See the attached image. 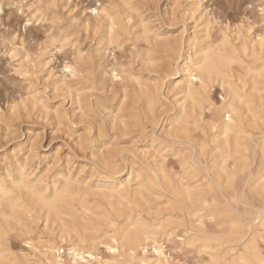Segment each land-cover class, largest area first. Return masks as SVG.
Masks as SVG:
<instances>
[{
	"label": "rangeland",
	"instance_id": "374dc122",
	"mask_svg": "<svg viewBox=\"0 0 264 264\" xmlns=\"http://www.w3.org/2000/svg\"><path fill=\"white\" fill-rule=\"evenodd\" d=\"M122 2L132 9L129 17L123 14ZM102 7L108 16L121 21L115 44H106L108 17H96L93 11ZM261 8L264 0H1L0 181L6 180L7 174L16 178L18 166L31 179H40L44 187L59 186L62 178L70 177L80 189L76 191V213L93 221L110 208L96 194L97 189L124 185L127 180L134 188L138 180L149 190L153 212L170 216L171 194L151 189L146 179L154 178L153 171L163 159L173 172L182 174L180 158L187 156L183 146L169 145L161 136L179 120L181 96L176 88L188 79L185 68L192 44L202 41L206 32L214 42L226 35L236 47L243 41H257L264 37ZM141 26L152 39L180 42V57L167 54L154 43L148 48L139 40ZM61 39L65 42L62 48L53 43ZM89 58L106 68V88L92 87L84 78ZM66 66L75 73L66 72ZM111 69L121 79L110 81ZM138 83L160 89L150 122L141 112L133 114L128 106H122L123 95L130 97L123 91L136 89ZM262 86L260 92L264 93V83ZM221 93L217 84L210 88L214 102L221 101ZM77 94H81L80 101ZM211 115L206 105L200 122L204 131ZM192 135L198 138L202 132ZM262 138L264 135L255 134L250 144L255 147ZM107 153L116 158L119 170L112 185L99 181L105 173L96 162ZM256 168L253 163L250 171ZM195 180L186 178L183 183ZM83 192L88 194L83 196ZM128 201V207H136L134 195ZM109 202L118 210L116 201ZM28 209L22 227L9 233V248L17 264H22L24 256L39 264L43 244L59 235L57 225L46 221L42 212L31 204ZM105 232L100 228L94 235L106 243L102 238ZM163 247L169 264H202L205 258L181 245L178 237ZM97 252L98 257L110 258L104 244Z\"/></svg>",
	"mask_w": 264,
	"mask_h": 264
},
{
	"label": "bare ground",
	"instance_id": "6f19581e",
	"mask_svg": "<svg viewBox=\"0 0 264 264\" xmlns=\"http://www.w3.org/2000/svg\"><path fill=\"white\" fill-rule=\"evenodd\" d=\"M123 4V14L129 17L132 9ZM93 11L96 17H108L106 44L117 43L121 21L108 16L103 7ZM139 36L148 48L154 43L167 54L180 57V42L152 39L142 26ZM53 43L62 48L65 42L61 39ZM192 49L185 68L188 79L176 88L181 96L177 104L179 120L161 136L169 145L183 146L187 156L180 158L182 174L173 172L163 159L153 171L154 178L146 179L151 189L171 194L170 216L153 212L146 185L137 180L132 188L127 180L124 185L97 189L96 194L110 208L93 221H86L76 213V191L80 189L75 181L62 178L61 185L44 187L40 179H31L18 166L16 178L7 174L6 180L0 181V264H17L9 248V233L22 227L23 220L29 217L30 204L43 213L46 221L57 225L59 234L43 244L39 264H169L163 245L176 237L181 245L205 257L202 264H260L264 259V138L255 147L250 141L255 134L264 135V93L260 92L264 83V43L258 38L236 47L226 35L214 42L206 32L202 41L192 44ZM93 60L89 58L84 78L92 87L104 89L108 81L106 68ZM68 67L73 75L75 69ZM114 71L110 70V81L120 78ZM214 84L221 88L220 102L210 98ZM123 92L130 97L123 95L122 106H128L133 114L141 112L148 121L155 116L159 87L138 83L136 89ZM76 97L81 100V94ZM206 105L212 117L204 131L200 122ZM197 130L202 135L195 138L192 132ZM96 162L105 173L100 174L99 181L112 185L119 174L116 158L107 153ZM253 163L257 168L252 172ZM186 178L196 180L183 183ZM87 194L83 192V196ZM131 195L136 197V207L132 208L128 207ZM109 201H116L118 210ZM100 228L106 229L102 237L106 243L99 239L100 235H94ZM101 244L107 250L109 246L116 249L108 251L110 258L98 257ZM21 261L32 264L25 256Z\"/></svg>",
	"mask_w": 264,
	"mask_h": 264
},
{
	"label": "snow or ice",
	"instance_id": "6c2138e0",
	"mask_svg": "<svg viewBox=\"0 0 264 264\" xmlns=\"http://www.w3.org/2000/svg\"><path fill=\"white\" fill-rule=\"evenodd\" d=\"M261 12L264 13V8H261ZM27 23H31V19ZM261 40H262V43H264V37H262ZM65 71L71 73L73 70L71 68H69V67L66 66L65 67ZM115 226H116L115 224L112 225V227H115ZM113 243H115V241H113ZM29 247H31V245H29ZM108 251L109 252H115L116 249L113 248V247H111V246H109L108 247ZM157 254H159V253H157ZM109 264H111V262H109ZM260 264H264V259H262L260 261Z\"/></svg>",
	"mask_w": 264,
	"mask_h": 264
}]
</instances>
